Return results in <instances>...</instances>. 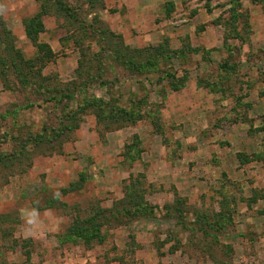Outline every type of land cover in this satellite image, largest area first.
Here are the masks:
<instances>
[{
    "label": "rangeland",
    "instance_id": "rangeland-1",
    "mask_svg": "<svg viewBox=\"0 0 264 264\" xmlns=\"http://www.w3.org/2000/svg\"><path fill=\"white\" fill-rule=\"evenodd\" d=\"M46 1L0 0L25 60L39 55L23 23L48 7L38 41L53 55L33 66L43 85L68 93L87 82V101L141 118L99 122L92 109L78 112V93L0 120L7 154L56 128L67 106L78 123L60 143L27 142L0 165V264H77L66 252L86 250L88 264H264V0H96V13L86 0H62L76 20ZM8 80L0 111L40 99ZM128 189L154 208L148 217L107 227L102 244L59 242L75 220L127 201Z\"/></svg>",
    "mask_w": 264,
    "mask_h": 264
},
{
    "label": "trees",
    "instance_id": "trees-1",
    "mask_svg": "<svg viewBox=\"0 0 264 264\" xmlns=\"http://www.w3.org/2000/svg\"><path fill=\"white\" fill-rule=\"evenodd\" d=\"M51 1L54 2L53 6L56 11L63 12L67 18L77 19L76 14L72 12L73 10L65 5L62 0ZM44 2L46 3L47 1L44 0ZM86 2L88 9L87 12L96 13V0H86ZM47 9L48 7L42 6L38 13L25 20L23 23L26 37L34 44V46H36L37 54L39 55L36 58V61L39 62L41 66H45L53 55L46 43L38 41L39 34L45 30L43 18L47 15ZM93 32H95L94 29ZM10 40V32L6 29L0 17V78L2 79L3 86L10 90H14L13 85H11L8 80V76L13 75L15 77V85L17 88L23 90L24 92L29 91L36 97H40V99L30 101L29 97L23 96L19 103L14 104L12 107L7 108L4 111H0L1 121L7 120L9 117L15 119L19 111L27 110L33 107H40L44 103L53 102L54 104L59 105L64 102L68 105L75 100V95L77 96L78 93L82 94V98L84 99V103L78 108V112L92 109V112L99 122L106 121L107 119L113 120L115 123L120 124L116 128H120L125 125L124 123L134 124L141 118L139 114L135 115L134 112H127L124 109L114 108L107 104V102L100 99L91 98L87 101L84 95V87L88 84L87 82L83 84V87H80L79 89L76 88L72 92L68 93L60 89L50 88L49 85H43L48 84L46 78H42L40 76V72L43 67L34 72L33 66L36 64V61L25 60L21 55V52L15 48L14 44ZM127 50V52L136 51L133 49ZM156 50L160 51L159 49ZM135 55H137L136 52ZM116 58H118L119 62L125 63L132 70L137 68L131 53L125 55L119 53ZM81 64L82 62H80V65ZM221 67L228 71H232L234 69L232 66L227 64H223ZM78 75H81V71ZM34 79H38V81H35L38 83L33 82L32 80ZM104 84L105 83L102 81L98 82V85L100 86H103ZM42 96H44V98L41 99ZM67 108L68 106L62 110L61 116H59L57 122L59 124H57L56 128L49 129L46 131V134L40 133L34 136H29L28 140H24L23 145L20 148L17 147L16 153L11 152L10 154H7L1 151V144H7L10 131L2 133V135H0V140H2L0 143V165L6 167L9 160L11 161L12 159L19 157L23 153L27 142H32L35 146H40L43 143L53 144L55 141L60 140L61 138L63 139L68 132L77 129L78 123H75L77 112L70 111ZM134 115L138 117L134 118ZM105 125L106 129H112L109 123H106ZM60 142L61 140L58 141V143ZM128 190L130 193L127 201H119L110 209H99L93 215L83 220H75L67 228V233L61 237L59 242L82 243L84 247H88L94 242L102 244L105 238L104 231L107 227L125 225L138 215L143 218L148 217V215L153 212L154 208L150 207L142 198L137 201L135 199V195L131 194L132 191L130 189ZM47 205L48 208H51L52 206L51 204Z\"/></svg>",
    "mask_w": 264,
    "mask_h": 264
},
{
    "label": "crops",
    "instance_id": "crops-1",
    "mask_svg": "<svg viewBox=\"0 0 264 264\" xmlns=\"http://www.w3.org/2000/svg\"><path fill=\"white\" fill-rule=\"evenodd\" d=\"M66 253H67L66 255L67 256L69 255L70 259H74L77 264H88V262H91L93 259L90 256L91 255L90 250H86L85 255H82V254L81 255H73L70 252H66Z\"/></svg>",
    "mask_w": 264,
    "mask_h": 264
},
{
    "label": "clouds",
    "instance_id": "clouds-1",
    "mask_svg": "<svg viewBox=\"0 0 264 264\" xmlns=\"http://www.w3.org/2000/svg\"><path fill=\"white\" fill-rule=\"evenodd\" d=\"M26 223L31 225L35 222L36 217L39 215L37 209L33 208L26 212Z\"/></svg>",
    "mask_w": 264,
    "mask_h": 264
}]
</instances>
